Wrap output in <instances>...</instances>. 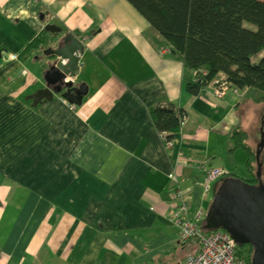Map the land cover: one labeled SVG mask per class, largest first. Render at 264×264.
I'll list each match as a JSON object with an SVG mask.
<instances>
[{
  "label": "crops",
  "instance_id": "0c3cea01",
  "mask_svg": "<svg viewBox=\"0 0 264 264\" xmlns=\"http://www.w3.org/2000/svg\"><path fill=\"white\" fill-rule=\"evenodd\" d=\"M46 23L84 44L72 78L87 89L81 105L29 97L45 86L46 59L19 54ZM194 79L127 0H0V264H176L193 253L168 175L207 212L219 179L205 191L206 170L249 175L230 134L264 105L253 88L218 96L215 81L191 94ZM167 102L185 111L172 146L149 112Z\"/></svg>",
  "mask_w": 264,
  "mask_h": 264
},
{
  "label": "trees",
  "instance_id": "16d2710c",
  "mask_svg": "<svg viewBox=\"0 0 264 264\" xmlns=\"http://www.w3.org/2000/svg\"><path fill=\"white\" fill-rule=\"evenodd\" d=\"M127 1L182 56L185 68L195 72V79L185 84L189 93L198 94L203 87L215 81L218 86L227 83L240 90H259L262 94L255 101L264 103V0ZM245 22L255 27L246 26ZM48 33L44 29L37 35L22 50L19 58L25 59L40 51L43 53L53 43ZM149 112L166 145L180 130L185 117L184 109L167 102L152 106ZM262 122L264 130V116ZM230 136L233 140L230 151L242 149L245 152L249 177L234 174L224 176H235L257 184L256 149L249 142L250 134L237 125ZM260 161L261 180L264 182V147ZM219 229L224 230H209ZM236 249L237 258L251 264L252 246L237 243Z\"/></svg>",
  "mask_w": 264,
  "mask_h": 264
},
{
  "label": "water",
  "instance_id": "95a60500",
  "mask_svg": "<svg viewBox=\"0 0 264 264\" xmlns=\"http://www.w3.org/2000/svg\"><path fill=\"white\" fill-rule=\"evenodd\" d=\"M40 17L43 19V14ZM44 29L56 37L43 50L42 57L46 59L47 66L43 73L45 86L29 95L32 104L36 105L43 98L51 99L54 94H59L70 104L81 105L87 93L85 85L76 86L72 79H65L77 75L84 44L77 35L63 32L55 23H46ZM263 147L264 130L261 127L260 140L256 146L258 183L251 184L235 176L222 177L216 183L205 216L207 230L222 228L237 243L252 246L251 264H264V182L261 180L260 161Z\"/></svg>",
  "mask_w": 264,
  "mask_h": 264
},
{
  "label": "built area",
  "instance_id": "2783aa9c",
  "mask_svg": "<svg viewBox=\"0 0 264 264\" xmlns=\"http://www.w3.org/2000/svg\"><path fill=\"white\" fill-rule=\"evenodd\" d=\"M16 59V55H12ZM80 65V63H79ZM72 78H66L65 81ZM73 80V79H72ZM227 88L239 93V88L220 83L216 87V93L221 96ZM244 88L243 90H246ZM71 107H75L71 104ZM185 119V117H184ZM172 140L166 142V146H172ZM226 174L223 168H208L203 181L205 191L211 184ZM169 178L176 182L170 196L172 207L171 216L179 228V240L181 242H194L197 249L188 254L182 261L176 264H250L245 259L237 258V242L225 230H207L202 225L206 216L203 207H192L185 196V190L179 185V179L171 172Z\"/></svg>",
  "mask_w": 264,
  "mask_h": 264
},
{
  "label": "rangeland",
  "instance_id": "374dc122",
  "mask_svg": "<svg viewBox=\"0 0 264 264\" xmlns=\"http://www.w3.org/2000/svg\"><path fill=\"white\" fill-rule=\"evenodd\" d=\"M245 25L249 26L251 28L255 27L253 24L248 23V22H245ZM33 56L34 55H32L30 57H33ZM36 68H37V66H36ZM257 91L260 94H262L261 91H259V90H257ZM256 110H258V114H259L258 117H256V119H255V113L256 112L254 111V109H251L249 111V115L248 116L246 115V117H244V119H243V122L245 123L246 126H248L249 129L247 128L248 129L247 130L243 126H241L243 129L247 130L248 133L250 134L249 142L254 149H256L257 142H259V140H260V129H259L260 118L259 117L261 116L262 111L264 110V105H258ZM239 150H240L239 152L242 154L243 150L242 149H239ZM243 154H244V151H243ZM243 164H244V161H243ZM240 169H241V167H240ZM245 176H247L246 178H248L249 175L245 174Z\"/></svg>",
  "mask_w": 264,
  "mask_h": 264
},
{
  "label": "flooded vegetation",
  "instance_id": "af4514ba",
  "mask_svg": "<svg viewBox=\"0 0 264 264\" xmlns=\"http://www.w3.org/2000/svg\"><path fill=\"white\" fill-rule=\"evenodd\" d=\"M77 86V85H76Z\"/></svg>",
  "mask_w": 264,
  "mask_h": 264
}]
</instances>
